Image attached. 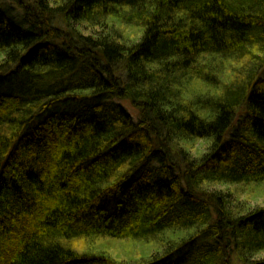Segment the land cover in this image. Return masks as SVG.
I'll return each instance as SVG.
<instances>
[{"label": "trees", "instance_id": "obj_1", "mask_svg": "<svg viewBox=\"0 0 264 264\" xmlns=\"http://www.w3.org/2000/svg\"><path fill=\"white\" fill-rule=\"evenodd\" d=\"M10 1L0 264H264V0Z\"/></svg>", "mask_w": 264, "mask_h": 264}, {"label": "rangeland", "instance_id": "obj_2", "mask_svg": "<svg viewBox=\"0 0 264 264\" xmlns=\"http://www.w3.org/2000/svg\"><path fill=\"white\" fill-rule=\"evenodd\" d=\"M2 1L5 2L7 8L10 7L11 10L9 12H12L15 15L16 14L19 15L21 13L17 4L15 5L13 1L10 0H2ZM124 104H126L131 110H133L130 103L124 102ZM228 187L231 191L235 190L242 197V199L247 198L250 200V202L253 205L255 206L259 205L264 207V189L255 188V190L254 189L251 190V188L247 186L242 187L237 185L228 186ZM145 247L146 246H143L142 244L133 245L123 241H118V242L111 241L108 243V250L111 254L117 257L119 256L121 259H129L131 258V256H133L135 258H132V261H138V260L140 261L141 251ZM145 249L146 252H149L150 250V249L148 250L147 248ZM132 251H135V253Z\"/></svg>", "mask_w": 264, "mask_h": 264}]
</instances>
